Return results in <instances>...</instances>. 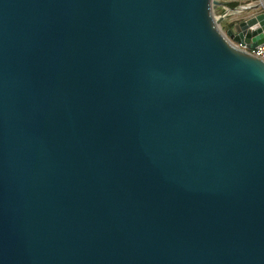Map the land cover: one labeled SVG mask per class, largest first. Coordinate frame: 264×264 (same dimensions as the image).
Wrapping results in <instances>:
<instances>
[{"label":"water","instance_id":"water-1","mask_svg":"<svg viewBox=\"0 0 264 264\" xmlns=\"http://www.w3.org/2000/svg\"><path fill=\"white\" fill-rule=\"evenodd\" d=\"M219 5L0 0V264H264V13Z\"/></svg>","mask_w":264,"mask_h":264},{"label":"built area","instance_id":"built-area-1","mask_svg":"<svg viewBox=\"0 0 264 264\" xmlns=\"http://www.w3.org/2000/svg\"><path fill=\"white\" fill-rule=\"evenodd\" d=\"M244 0H217V2L220 4L218 6V9H222L225 8L227 9V7H231L234 4V11L232 12V17H228L225 21H228L229 19H234L233 22L230 25V28H233L235 25L239 24L242 21H246L250 18L255 17L256 15L260 14V13H264V7H263V11L259 12L257 9H252L249 6L244 7L242 5V2ZM250 8V9H249ZM252 10L251 13L249 15H247L246 17H244L243 15L245 14L246 10ZM263 37H264V31L262 32ZM239 47H241L239 45ZM243 50H245L247 53H249L251 56L260 59L261 61L264 62V44L260 47H258L257 49H249L246 47H241Z\"/></svg>","mask_w":264,"mask_h":264},{"label":"bare ground","instance_id":"bare-ground-1","mask_svg":"<svg viewBox=\"0 0 264 264\" xmlns=\"http://www.w3.org/2000/svg\"><path fill=\"white\" fill-rule=\"evenodd\" d=\"M260 6H264V0H259V2H258V4H256V5H249V7L250 8H252V9H258ZM249 8V9H250ZM246 10L245 11V13L247 12V11H252V10ZM222 11H224L223 13H222ZM234 11V9H232V8H230V6L229 7H227V9H225V8H222L221 9V13L218 15V16H222V17H224V19L226 20L228 17H232V12Z\"/></svg>","mask_w":264,"mask_h":264},{"label":"rangeland","instance_id":"rangeland-1","mask_svg":"<svg viewBox=\"0 0 264 264\" xmlns=\"http://www.w3.org/2000/svg\"><path fill=\"white\" fill-rule=\"evenodd\" d=\"M263 7L264 6H260L257 10L259 11V12H262L263 11ZM230 8H232V9H234V7H233V5L230 7ZM224 11H222V13H223ZM216 15H219L220 13H221V9L219 8H217V10H216ZM251 13V11H247L243 16L244 17H246L247 15H249ZM228 23V21H224L222 24H221V26H222V28H223V30H225V31H227V29H228V27H227V24ZM229 28H230V26H229Z\"/></svg>","mask_w":264,"mask_h":264},{"label":"crops","instance_id":"crops-1","mask_svg":"<svg viewBox=\"0 0 264 264\" xmlns=\"http://www.w3.org/2000/svg\"><path fill=\"white\" fill-rule=\"evenodd\" d=\"M258 2H259V0H244L243 2H242V5L244 6V7H246V6H249V5H256V4H258ZM233 6H234V4H233Z\"/></svg>","mask_w":264,"mask_h":264}]
</instances>
